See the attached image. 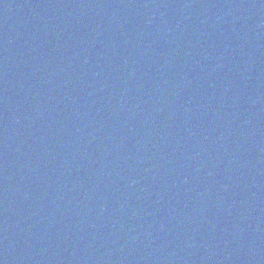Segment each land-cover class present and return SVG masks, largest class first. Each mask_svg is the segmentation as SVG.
Masks as SVG:
<instances>
[{"label":"water","instance_id":"obj_1","mask_svg":"<svg viewBox=\"0 0 264 264\" xmlns=\"http://www.w3.org/2000/svg\"><path fill=\"white\" fill-rule=\"evenodd\" d=\"M0 264H264V0H0Z\"/></svg>","mask_w":264,"mask_h":264}]
</instances>
